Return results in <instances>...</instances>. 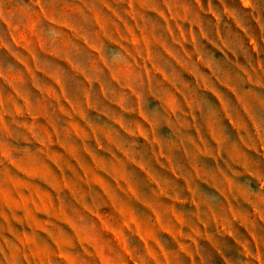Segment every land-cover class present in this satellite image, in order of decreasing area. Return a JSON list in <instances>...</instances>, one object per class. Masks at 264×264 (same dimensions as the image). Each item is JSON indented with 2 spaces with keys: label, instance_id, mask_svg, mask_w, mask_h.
<instances>
[{
  "label": "rangeland",
  "instance_id": "obj_1",
  "mask_svg": "<svg viewBox=\"0 0 264 264\" xmlns=\"http://www.w3.org/2000/svg\"><path fill=\"white\" fill-rule=\"evenodd\" d=\"M113 1L0 0V264H254L231 237L264 264V98L227 114L235 98L204 66L197 87L178 81L194 114H171L169 130L160 109L154 128L126 116L143 82L121 63L107 72L133 54ZM220 60L212 77L231 69ZM216 231L227 261L203 240Z\"/></svg>",
  "mask_w": 264,
  "mask_h": 264
},
{
  "label": "crops",
  "instance_id": "obj_2",
  "mask_svg": "<svg viewBox=\"0 0 264 264\" xmlns=\"http://www.w3.org/2000/svg\"><path fill=\"white\" fill-rule=\"evenodd\" d=\"M106 4L110 20L116 25V31L124 33L126 46L132 48L131 57L125 54L124 63L117 61L106 62L107 72L121 73L118 64L126 66V73H139L143 82L141 91L131 88L130 97H136V107L123 108L126 116L134 120L148 121L154 128V119L151 116L157 109L168 114L163 127L169 130L173 117L171 114H185L196 112L187 94L184 97L186 104H180L181 88L178 85L180 76H193L194 87H197L198 73L202 74L205 66L204 81H219L227 95L235 98V108L224 105V111L229 113L256 112L255 103L251 104L248 98H264V2L261 0H236L237 9L229 4V0H114ZM246 17L243 18V13ZM219 57L220 64L230 65L231 69H222L221 75L212 77L213 69H206L213 64L212 58ZM131 65L132 69L129 70ZM211 69V70H210ZM236 72L235 82H230L223 73ZM220 73V72H219ZM209 74V75H208ZM162 88V90H160ZM200 88L210 89L206 85ZM212 90V89H210ZM213 91V90H212ZM205 92H208L207 90ZM209 93V92H208ZM148 96L152 107L139 104L140 98ZM223 102V100H222ZM264 106V103H262ZM147 109V110H146ZM153 109V111L151 110ZM261 111V110H260ZM264 112V109H262ZM242 122H238L241 129ZM163 138L164 135L152 138ZM158 140V144H177L175 139ZM156 139V138H155ZM243 173L246 171L240 169ZM249 175H253L248 171ZM244 185H239L243 187ZM206 188V186H204ZM256 192L262 191V185H256ZM256 209V204H252ZM249 235L252 231L242 228ZM221 232L205 233L209 245L221 253L227 261V254L221 246L214 244V238ZM226 239L224 236H220ZM229 240L230 236L227 237ZM251 238V237H250ZM197 239L195 238L194 241ZM230 241L239 249L243 263L254 262L260 264L258 253H249L244 241L231 237ZM252 244V239H249ZM238 245H241L240 247ZM253 247V245H252ZM228 249L227 247H225ZM247 251H246V250ZM242 251V252H241ZM223 261V260H222ZM224 262V261H223ZM223 264H230L224 262Z\"/></svg>",
  "mask_w": 264,
  "mask_h": 264
}]
</instances>
